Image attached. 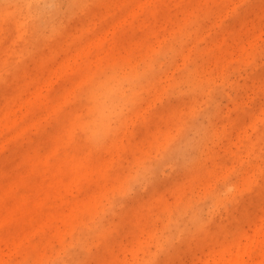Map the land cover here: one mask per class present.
Returning a JSON list of instances; mask_svg holds the SVG:
<instances>
[{
    "label": "rangeland",
    "instance_id": "obj_1",
    "mask_svg": "<svg viewBox=\"0 0 264 264\" xmlns=\"http://www.w3.org/2000/svg\"><path fill=\"white\" fill-rule=\"evenodd\" d=\"M0 264H264V0H0Z\"/></svg>",
    "mask_w": 264,
    "mask_h": 264
}]
</instances>
